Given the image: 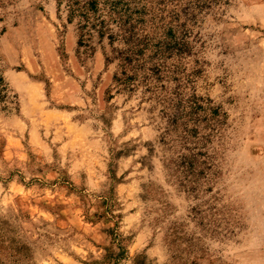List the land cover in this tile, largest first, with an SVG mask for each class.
I'll list each match as a JSON object with an SVG mask.
<instances>
[{"label":"rangeland","instance_id":"374dc122","mask_svg":"<svg viewBox=\"0 0 264 264\" xmlns=\"http://www.w3.org/2000/svg\"><path fill=\"white\" fill-rule=\"evenodd\" d=\"M112 1L145 51L125 91L123 43L0 0V219L27 264L102 262L110 231L121 264H264V0Z\"/></svg>","mask_w":264,"mask_h":264},{"label":"trees","instance_id":"16d2710c","mask_svg":"<svg viewBox=\"0 0 264 264\" xmlns=\"http://www.w3.org/2000/svg\"><path fill=\"white\" fill-rule=\"evenodd\" d=\"M112 1V0H111ZM110 0H58L61 8L66 3L68 12V22L77 23L79 31V47H89V42L97 35L98 39L103 41L108 39L110 44L114 45L116 42L123 43L126 47L118 51L114 49V56L107 58V63L118 61V70L114 75V83L119 87L120 91H125L131 85H135L136 77L140 72L138 66L134 64L135 61H140L144 54V47L141 44H136L134 37L130 34L131 31L127 29V21H124L125 14L118 12V4ZM125 17V18H124ZM119 28L118 33L112 29L113 25ZM146 50V49H145ZM159 53V52H157ZM160 66V65H158ZM158 69H150L148 78L145 81H150ZM11 90L8 83L0 70V103L15 104L13 99L16 96L11 95ZM195 104V103H194ZM188 115L177 119L176 126H180V121H185ZM192 120V119H191ZM181 121V122H182ZM190 123V121H188ZM183 125L185 122L182 123ZM187 129L184 130V137L182 140L188 139L186 135L190 136ZM186 133V134H185ZM196 133V131H195ZM189 150V149H188ZM121 155V153H118ZM113 193L107 196L108 201L113 200ZM109 202V203H110ZM111 216L120 219V216L113 215V211H108ZM14 228L4 220L0 219V262L11 264H27L32 260V251L28 245L21 243ZM108 235L111 237L110 244L105 248L106 254L102 262H95L93 264H121L127 257L128 251L124 243L126 239L119 233L110 231ZM118 249V252L116 251ZM133 264H147V258L144 255H139L133 261Z\"/></svg>","mask_w":264,"mask_h":264}]
</instances>
